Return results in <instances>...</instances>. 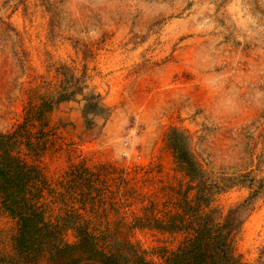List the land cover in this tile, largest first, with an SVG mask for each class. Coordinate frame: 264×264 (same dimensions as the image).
I'll return each mask as SVG.
<instances>
[{"label": "rangeland", "instance_id": "1", "mask_svg": "<svg viewBox=\"0 0 264 264\" xmlns=\"http://www.w3.org/2000/svg\"><path fill=\"white\" fill-rule=\"evenodd\" d=\"M68 73L87 76L107 116L86 118L78 94L34 119ZM24 123L41 137L19 155L47 178V218L127 240L154 264L195 235L196 182L167 140L185 131L207 176L262 179L232 242L244 263L264 262V0H0V131ZM252 191L235 185L202 211L225 214ZM1 206L10 253L18 224Z\"/></svg>", "mask_w": 264, "mask_h": 264}, {"label": "trees", "instance_id": "2", "mask_svg": "<svg viewBox=\"0 0 264 264\" xmlns=\"http://www.w3.org/2000/svg\"><path fill=\"white\" fill-rule=\"evenodd\" d=\"M62 87L52 99H43L37 107L34 119L42 120L43 115L52 111L62 102L73 100L84 94L87 87L86 75L64 74ZM83 112L89 115L107 116L108 109L102 95L94 90L84 94ZM28 131L25 132V131ZM178 167L189 179L196 182L195 206L188 207L195 235L172 253L164 264H251L244 263L234 251L232 238L238 233L253 209L254 200L262 194V179L251 173L233 176H207L203 167L189 148V135L176 127L168 133ZM37 154L42 146L39 134L29 133L25 123L12 133L0 131V201L2 209L17 219L18 228L12 235L10 253H0V264H154L148 261L136 245L115 238L108 233L95 235L86 227L65 225L50 221L46 207L40 203L43 191L49 189L47 178L37 165L28 163L19 155L21 147ZM247 184L252 187L251 195L225 214L209 207L214 196L235 185ZM76 230L77 241L64 240L66 229ZM109 240V241H108ZM112 240V241H111ZM255 264H264L258 261Z\"/></svg>", "mask_w": 264, "mask_h": 264}]
</instances>
